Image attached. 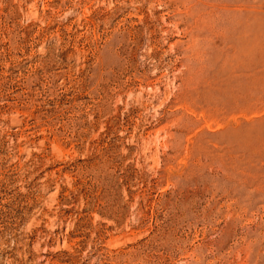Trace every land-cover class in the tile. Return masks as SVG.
<instances>
[{
    "label": "rangeland",
    "instance_id": "1",
    "mask_svg": "<svg viewBox=\"0 0 264 264\" xmlns=\"http://www.w3.org/2000/svg\"><path fill=\"white\" fill-rule=\"evenodd\" d=\"M0 264H264V0H0Z\"/></svg>",
    "mask_w": 264,
    "mask_h": 264
}]
</instances>
